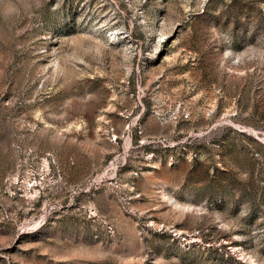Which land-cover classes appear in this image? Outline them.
Wrapping results in <instances>:
<instances>
[{
    "label": "rangeland",
    "instance_id": "374dc122",
    "mask_svg": "<svg viewBox=\"0 0 264 264\" xmlns=\"http://www.w3.org/2000/svg\"><path fill=\"white\" fill-rule=\"evenodd\" d=\"M0 264H264V0H0Z\"/></svg>",
    "mask_w": 264,
    "mask_h": 264
}]
</instances>
